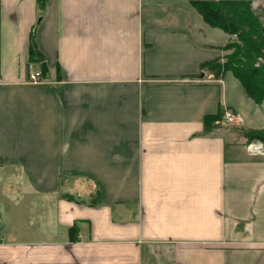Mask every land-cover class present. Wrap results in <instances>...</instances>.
<instances>
[{
	"label": "crops",
	"instance_id": "crops-1",
	"mask_svg": "<svg viewBox=\"0 0 264 264\" xmlns=\"http://www.w3.org/2000/svg\"><path fill=\"white\" fill-rule=\"evenodd\" d=\"M37 16L0 0V264H264V98L202 67L234 37L188 0Z\"/></svg>",
	"mask_w": 264,
	"mask_h": 264
},
{
	"label": "trees",
	"instance_id": "trees-1",
	"mask_svg": "<svg viewBox=\"0 0 264 264\" xmlns=\"http://www.w3.org/2000/svg\"><path fill=\"white\" fill-rule=\"evenodd\" d=\"M201 15L205 23L216 27L235 39L230 40L224 50L229 51L222 62L219 60L205 63L202 67L219 76L225 72L232 75L243 86L246 94L255 103L264 98V22L252 9V0H188ZM40 21L47 0H35ZM263 63H257V60ZM37 64L44 72L45 65L42 55L36 48L34 30L31 31L28 46V63ZM219 118L205 116L204 129L208 131L210 123ZM247 141L264 144V129L243 132ZM73 227L69 229L72 232Z\"/></svg>",
	"mask_w": 264,
	"mask_h": 264
},
{
	"label": "built area",
	"instance_id": "built-area-1",
	"mask_svg": "<svg viewBox=\"0 0 264 264\" xmlns=\"http://www.w3.org/2000/svg\"><path fill=\"white\" fill-rule=\"evenodd\" d=\"M26 70H27V79L30 82H38L39 81V77H40V71H39V66L33 63H28L26 65ZM223 118L225 120V122L228 125H236L240 120L239 116L235 113H233L232 111L226 109L223 112ZM260 146L259 145H253V144H249L248 145V149L250 151H260L259 150Z\"/></svg>",
	"mask_w": 264,
	"mask_h": 264
},
{
	"label": "rangeland",
	"instance_id": "rangeland-1",
	"mask_svg": "<svg viewBox=\"0 0 264 264\" xmlns=\"http://www.w3.org/2000/svg\"><path fill=\"white\" fill-rule=\"evenodd\" d=\"M252 9L254 10V12L256 14L259 15L260 19L264 22V0H252ZM234 39H235V37L233 38V40ZM257 63H263V61L259 59V60H257L256 65H257ZM250 144L259 145L260 146L259 150L261 149L260 151L264 153V144H261V143L256 142V141L251 142Z\"/></svg>",
	"mask_w": 264,
	"mask_h": 264
}]
</instances>
